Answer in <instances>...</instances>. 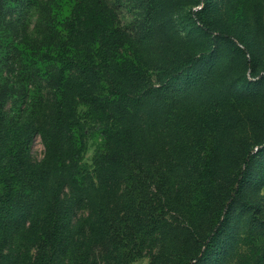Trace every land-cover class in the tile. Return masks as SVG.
I'll list each match as a JSON object with an SVG mask.
<instances>
[{
	"label": "trees",
	"instance_id": "trees-1",
	"mask_svg": "<svg viewBox=\"0 0 264 264\" xmlns=\"http://www.w3.org/2000/svg\"><path fill=\"white\" fill-rule=\"evenodd\" d=\"M26 1L0 0V264H129L144 256L150 264H166L176 230L167 215L175 208L174 180L189 168L195 130L208 137L205 117L194 113L204 108L205 94L215 92L206 89L208 74L197 72L206 54L187 53L157 68L162 71L153 82L149 67L123 50L116 12L96 1L83 9L79 3L71 13L69 0H52L40 11L54 45L36 46L7 25ZM194 14L196 21L184 23L189 34L203 23ZM245 84L253 88L258 81L246 78ZM218 110L212 119H232L225 108ZM37 133L45 154L32 162ZM90 136L99 144L92 164L85 161ZM259 138L261 152L264 134ZM213 148L216 157L220 147ZM256 156L248 146L237 150L229 189L179 264L206 254L237 209L248 237L256 232L257 239L233 247L217 264H264V181L251 175ZM247 185L255 194L242 202ZM80 207L85 216L75 214Z\"/></svg>",
	"mask_w": 264,
	"mask_h": 264
},
{
	"label": "rangeland",
	"instance_id": "rangeland-1",
	"mask_svg": "<svg viewBox=\"0 0 264 264\" xmlns=\"http://www.w3.org/2000/svg\"><path fill=\"white\" fill-rule=\"evenodd\" d=\"M51 1L27 0L9 17L7 25L14 34L28 36L36 46L53 44L50 30L41 26L43 14L40 11ZM96 1L116 12L126 41L123 50L129 56L135 55L142 66L149 67L147 74L153 82L162 71L157 68L171 65L187 53H197L198 57L206 54L197 72L208 74L206 89H215V92L205 94L204 108L194 113L199 119L205 117L204 131L208 137L195 130L194 119L190 126L199 132L193 143L196 144L194 155L185 160L189 165L187 172H180L174 180L175 208L167 214L176 230L172 231L167 251L171 261L166 264H179L182 251L188 252L193 247L195 233L201 234L209 228L218 198L229 189L227 182L239 167L237 150L248 146L258 153L251 164V175L258 183L264 181V151H258L262 145L259 137L264 134V80L260 82L264 79V0H69V12H74L79 3V8L83 9ZM194 11L203 23H198L199 28L189 34L184 23L197 20ZM215 49L217 55L210 56ZM246 78L258 84L251 88L245 84ZM44 93L46 100L52 97L49 88H44ZM12 105L9 99L6 109L10 110ZM218 108H225L232 119H212L210 116L219 113ZM85 109L80 107L81 112ZM220 126L229 127L233 133L219 131ZM89 139L85 161L92 164L99 144L94 137ZM215 145L220 147L222 155L214 157V148L212 151L211 148ZM224 148L229 152L223 154ZM44 154L45 145L37 133L31 140L32 162L41 160ZM254 194V186L247 185L242 202L252 199ZM261 194L264 196V186ZM257 206L259 214H263L261 205ZM75 214L85 216L87 209L77 208ZM249 230L245 218L235 210L226 230L219 233L206 254H200L191 264H217L218 257L232 252L233 247L256 241V232L254 237H248ZM259 239L264 241V236ZM227 247L231 248L225 252ZM129 264H150V257L144 256ZM220 264L229 262L223 259Z\"/></svg>",
	"mask_w": 264,
	"mask_h": 264
}]
</instances>
